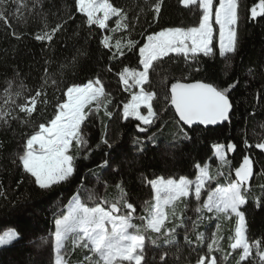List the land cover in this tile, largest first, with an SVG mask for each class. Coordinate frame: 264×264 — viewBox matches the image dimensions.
Listing matches in <instances>:
<instances>
[{
    "label": "trees",
    "instance_id": "16d2710c",
    "mask_svg": "<svg viewBox=\"0 0 264 264\" xmlns=\"http://www.w3.org/2000/svg\"><path fill=\"white\" fill-rule=\"evenodd\" d=\"M111 3L127 13L125 22L129 27L119 34L122 40L127 43L130 38L138 42L132 51L125 47V54L116 58L112 57L115 51L101 43L105 31L96 25H87V18L78 11L76 0H39V3L7 0L3 5L6 19H0V110L9 114L5 116L7 123L0 120V234L14 229L19 238L0 249V264H55V219L66 213L73 196L78 194L89 206L94 204L88 199L90 194L97 197L95 203H100L101 199L114 202L120 196L116 185L122 182L127 202L136 209L134 216L146 215L144 202L151 201L153 196L147 180L158 176L195 179L196 164L217 167L213 145L229 143L236 145V150L228 154L232 167L229 178L234 177V169L245 155L253 162L251 190L246 194L247 203L241 211L245 214L249 241L260 240L264 247V188L261 187L264 185V150L255 147L256 143L264 141V17H251V8L258 5L259 0H239L238 50L234 55L219 56L218 26L213 23L216 30L214 55L199 54L196 61H186L182 56L170 54L156 65L155 73L150 70L151 87H145L157 94L153 108L159 119L151 126L141 125L147 128L146 132L138 130L140 121L122 118L123 103L131 98V93L124 91L118 73L124 67L142 70L138 49L146 43L147 35L168 27L195 26L200 13L194 6L184 7L181 0H163L158 17L154 12L157 0H111ZM58 24L62 27L51 41L36 39L37 35L51 33ZM165 76L167 80L161 83ZM96 78L103 83L105 92L111 93L107 109L112 117L105 115L103 105L99 112L90 114L81 126L87 145L79 149L74 145L72 150L77 157L73 177L49 191L39 189L19 161L27 138L38 130L40 123L53 118L55 106L66 100L67 87L83 85ZM177 80L202 81L218 88L238 81L229 93L233 103L229 121L217 128L182 127L170 101L164 99ZM9 82L11 100L5 103ZM17 91L21 93L18 97ZM37 91L42 95L29 117L18 105L29 103ZM44 99L47 104L42 103ZM105 139L111 148L103 143ZM141 147L143 151H139ZM105 160L108 165L101 167ZM224 172L228 174L229 168ZM219 185H224L220 175L206 186L201 202L208 190ZM180 207L185 227H176L177 245L165 244L163 237L153 245L149 237L156 239L161 234L145 233V264H196L200 255L207 254L208 237L216 229L217 221L209 219L212 216L206 211L197 213L196 201L191 196L182 200ZM127 211L130 210L122 208L124 214ZM202 215L205 218L199 219ZM133 222L143 224L139 219ZM193 222H198L195 231ZM177 224L167 222L166 227ZM224 225L218 232L223 237L220 241L223 251L208 255L209 258L215 255L217 264H237L241 251H232L229 247L233 224ZM197 233L204 234L202 246L196 242ZM185 234L193 242L191 245L185 241ZM62 252L67 264H83L85 256L89 255L83 250L72 252L69 245ZM165 252L167 256L162 261L160 257ZM224 255L228 256L226 261L222 259ZM241 264H259L255 249Z\"/></svg>",
    "mask_w": 264,
    "mask_h": 264
},
{
    "label": "snow or ice",
    "instance_id": "6c2138e0",
    "mask_svg": "<svg viewBox=\"0 0 264 264\" xmlns=\"http://www.w3.org/2000/svg\"><path fill=\"white\" fill-rule=\"evenodd\" d=\"M39 3V0H36ZM163 0H157L154 6L156 17L159 16ZM7 0H0V19H6L3 5ZM184 7L194 6L199 11V19L195 26L189 27H168L161 31L147 35L146 43L138 49V63L142 66L139 68L124 67L118 73L120 82L124 86V91L131 93V98L123 103L122 118L127 120L129 117L140 121L137 125L140 132H146L145 126H151L159 119V114L153 108V101L157 98L155 91L146 89V85L151 87L150 70L155 73L156 65L165 57L174 53L182 56L186 61H196L199 54L212 56L215 54V45L213 44L216 30L213 23L218 26V47L219 56L228 58L234 55L238 50V22H239V0H181ZM76 6L80 13L87 19V25L98 26L100 29L109 28L108 21L113 17L115 27L110 31H123L128 29L127 13L123 9L115 7L111 0H76ZM102 14V15H101ZM264 17V0H259V4L251 8V17ZM62 25H57L51 33L45 32L37 35L36 39L51 41L53 35L60 30ZM111 36H104L101 43L105 48L111 49ZM137 41L128 39L126 47L129 51L136 48ZM121 45V40L115 41V49L112 57L117 55L123 56L125 53ZM111 70V69H110ZM199 71V68H195ZM167 80L165 76L161 83ZM47 83V80H45ZM55 84V79L52 80ZM239 82L235 81L224 88H218L212 83L197 81L194 83H183L177 80L171 84L170 94H165L164 99L170 101L174 107L175 113L178 114V123L192 126L216 125L229 121V114L233 109V103L229 98L230 91L237 86ZM138 89V91H131ZM11 82L8 89L5 90V96L11 100L10 95ZM18 97L19 91L15 93ZM42 93L37 91L31 97L30 104L18 105L19 110L27 116H31L35 111L38 99ZM66 100L58 103L52 119L46 123H40L33 134L27 138L24 145V152L19 156L23 169L26 173L34 178V183L41 190L49 191L54 186L69 181L75 173V159L72 154L73 147L79 149L82 145L86 146L87 141L81 131V126L90 114L100 111L103 105L105 115L112 117V112L108 111L107 104L110 103L111 93H106L103 83L99 78L89 80L83 85H71L64 92ZM101 98H104L101 100ZM259 98V97H257ZM14 102V101H13ZM47 99L42 103L47 104ZM96 102L95 107H89ZM146 108V114L141 112V108ZM87 109V111H86ZM9 113L0 110V120H4ZM15 118V117H14ZM185 138H189L187 133H183ZM151 140L152 137H149ZM107 147L111 148L108 140H103ZM137 143H142L137 140ZM244 143L248 145V141ZM250 147V145H248ZM99 147V145L97 146ZM256 148L264 150V141L258 142ZM216 158L219 160L221 167L229 168L231 175V162L227 159L225 146L223 144L213 145ZM229 151H235L236 145L229 143ZM139 151H143L141 147ZM108 161L103 162L107 166ZM198 170L195 179L186 176L164 177L158 176L155 179L147 180L151 186L153 196L151 201L144 202L143 212L146 215L134 216L136 212L133 204L127 202L126 192L121 184L116 187L120 196L114 201L109 202L101 199L100 203H95L97 197L89 195L88 199L93 201V206L83 202L77 194L72 197L68 205L67 214L55 219V230L53 233L55 241V264H67L62 250L66 243L71 240L73 248L83 247L91 255L85 256L87 264H145V233L161 234L156 239L149 237L151 244L156 245L157 239L163 237L164 243L170 246L177 245L175 239L176 227H185L183 220L174 227H166L169 221V214L166 209L172 208V214L175 216V204L178 201L186 200L190 196L196 201L195 211L197 213H212L209 219H231L236 217L234 234L229 237V247L240 252L237 264L247 260L253 255L255 249L259 264H264V247H261V241L255 240L250 242L247 237V223L245 214L241 207L247 203L246 194L251 190L249 180L253 176V162L249 156L243 157V162L234 169L235 179L229 180L227 185H220L210 189L206 193V198L201 202L202 193L206 186L214 179L210 175L209 166L195 165ZM216 175H224L220 169H217ZM264 188V185L261 186ZM257 202H259L257 198ZM103 205H108L105 207ZM122 208L127 211L122 212ZM205 218L203 215L199 219ZM139 219L142 225L133 222ZM198 222H193V231H195ZM163 229V232H162ZM131 230V231H130ZM220 231V225H216V232ZM19 238V233L14 230H7L0 235V246L10 245ZM185 241L191 245L187 234L184 236ZM222 236H217L214 232L211 241L207 244V254L200 255L196 264H217V257L208 254L214 251H223L220 247ZM205 240L203 233L196 234V242L203 245ZM195 249H193L194 251ZM167 253L160 257L165 260ZM95 257V259H93ZM227 255L223 256L226 261Z\"/></svg>",
    "mask_w": 264,
    "mask_h": 264
},
{
    "label": "rangeland",
    "instance_id": "374dc122",
    "mask_svg": "<svg viewBox=\"0 0 264 264\" xmlns=\"http://www.w3.org/2000/svg\"><path fill=\"white\" fill-rule=\"evenodd\" d=\"M102 15V14H101ZM118 18L117 17H113L112 19H110L109 21H108V25H109V28H107V29H103L104 31H105V36L107 35V36H111L112 37V40H111V43H112V45H113V47H112V49L114 50V51H116V49H115V41L117 40V39H120L121 40V45H122V47L124 46V45H126V42L125 41H123L122 40V37L119 35L122 31H116L115 33H113V32H111L110 31V29L111 28H114L115 27V21L117 20ZM125 47H123V49H124ZM172 54H174V53H172ZM124 87V86H123ZM131 91H138V89H132ZM28 106L29 107H31V104L30 103H28ZM87 110V109H86ZM146 108H144V107H142L141 108V112L142 113H144V114H146ZM225 146V145H224ZM225 152H226V154H227V159H228V154H232L234 151H229L228 150V148H227V146H225ZM216 157V156H215ZM250 158V157H249ZM251 159V158H250ZM216 160H217V167H215V168H210L209 167V172H210V175H213V176H215V177H217V175H216V173H217V169L219 168L220 169V171H222L223 173H224V175H220L221 177H223V179H224V185H227V183L229 182V180H234L235 179V173H234V177H232V178H229V177H231V175L229 176V173L228 174H226L225 172H224V169H227L228 167L227 166H224V167H221V165H220V162H219V160L216 158ZM253 177V176H252ZM252 179V178H251ZM251 179L249 180V185H250V183H251ZM220 186V185H219ZM216 188V187H215ZM72 200V199H71ZM181 202L182 201H178V202H176V204H175V216H173V214H172V208L170 207L169 209H166V211L168 212V214H169V221H167V222H173V224H177V223H180V219H182V211H181V207H180V204H181ZM70 203V202H69ZM69 205V204H68ZM68 205H67V207H66V213L65 214H67V211H68ZM209 214H211V216H213V214L212 213H209ZM177 217H179L180 219H177ZM60 218V217H59ZM215 219V218H214ZM216 221H217V224H219L220 225V229L223 227V226H225L224 224H226V223H229V222H232V224H233V229H232V235L234 234V228H235V223H236V217L235 216H233L230 220L229 219H225V218H223V217H221V218H219V219H215ZM166 222V223H167ZM216 228V227H215ZM7 230H11V229H7ZM7 230H5V231H7ZM222 230V229H221ZM5 231H3L0 235H2ZM131 231V230H130ZM216 233V235L217 236H219V234H218V232H216V229L213 231V233ZM212 233V234H213ZM212 234L211 235H209V237H208V239H209V241H211V237H212ZM207 238V237H206ZM17 241V240H16ZM15 241H13L11 244H13ZM10 244V245H11ZM10 245H5V246H0V249H2V248H5V247H8V246H10ZM67 245H69L70 246V248H71V251L72 252H76L77 250H83V251H87L88 253H89V255H91V253L87 250V249H84L83 247H75V248H73V245H72V243H71V240H69L67 243H66V245H65V248H66V246ZM232 250V249H231ZM237 250H240V249H237ZM236 250V251H237ZM233 251V250H232ZM240 251H242V250H240ZM93 259H95V257H93ZM83 264H87V262H85V260H84V262H83ZM205 264H208V261H205Z\"/></svg>",
    "mask_w": 264,
    "mask_h": 264
},
{
    "label": "water",
    "instance_id": "95a60500",
    "mask_svg": "<svg viewBox=\"0 0 264 264\" xmlns=\"http://www.w3.org/2000/svg\"><path fill=\"white\" fill-rule=\"evenodd\" d=\"M171 108L173 109L174 111V114H175V117H176V120L178 121V114L175 113V110H174V107L171 106ZM231 113V112H230ZM230 116V114H229ZM227 121L223 122V123H218L216 125H200V124H194L192 126H188V125H184L183 122H179V124L184 127V128H187V129H191V128H195V127H200V128H204V129H209V128H217V127H220L222 125H224Z\"/></svg>",
    "mask_w": 264,
    "mask_h": 264
}]
</instances>
